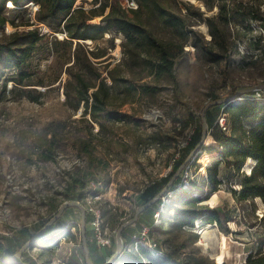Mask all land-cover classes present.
<instances>
[{
	"label": "rangeland",
	"instance_id": "374dc122",
	"mask_svg": "<svg viewBox=\"0 0 264 264\" xmlns=\"http://www.w3.org/2000/svg\"><path fill=\"white\" fill-rule=\"evenodd\" d=\"M100 1L77 0L75 4L86 10L99 9ZM102 1L109 3L105 12L125 2ZM158 1L181 16L183 23L176 26L165 22L151 3L139 5L137 10L141 21L170 47L174 77L157 76L142 62H137L138 58L129 57L124 51L122 42L125 38L120 32L106 33L98 42L82 40L87 50L102 55H91L88 79L98 82L105 78L111 84L116 72L133 81L162 86L155 92H139L127 102H122L120 96L110 108L116 107L128 116L124 120H114L102 114L103 127L89 112L84 114L83 103L74 108L68 101V81L73 80L71 71L80 67V64H73L74 44L71 48L67 42L56 43L55 36L61 40L65 35L58 36L46 24V29L38 22L26 26L27 8L13 9V5L7 3L9 21L0 27V41L16 30L36 27L45 36L39 41L41 47L33 54L30 65L31 82L36 84L25 86L35 87L33 97L21 95L22 91L17 90L15 96L11 92L0 99V242L11 227H32L50 215L52 202L67 201L64 193L72 176L84 168L88 192L79 201L86 210L90 205L99 208L104 225L112 232L110 244L102 247L95 241L94 246L103 251L104 248L117 251L116 226L135 216L143 201L144 188L154 181L159 182L171 170L179 156V148L195 128L194 124L183 126L180 111L189 108L198 115L213 96H230L240 86H257L242 92V96L261 99L264 95V0ZM224 9L233 15L227 22L221 16ZM241 9H246L247 13L243 14ZM128 12L131 16L136 15L132 10ZM252 13L263 18H253ZM101 18L98 15L89 22L98 23ZM213 31L216 32L214 37ZM80 57H84L83 52ZM13 84L9 81L7 88L11 89ZM69 90L74 95L72 87ZM224 106L222 103L221 108ZM262 117L263 114L245 119V125L250 126ZM227 119L228 114L221 112L217 121ZM155 132L163 134L164 143L149 141V136ZM53 137L60 138L62 148L54 160H43L41 149ZM82 140L93 144V160L80 149ZM168 142L166 149L164 144ZM212 146L220 147L209 134L203 150L188 167V178L197 183L195 194L208 197L199 204H208L221 211L220 222L206 223L199 219L193 227L179 226L175 214L179 207L186 205L177 202L178 195L172 193L163 196L156 208L153 224L156 227L152 236L157 239L162 252H172L178 259L191 264H243L251 252L256 253L258 241L264 235V200L261 197L240 200L237 196L244 173L250 172L255 161L249 158L237 171L231 158L223 160L219 166L222 182L213 191L206 180V167L218 157L217 151H211ZM190 184L186 187L189 191L192 189ZM80 185L81 182L77 183V192ZM167 205L171 206L170 210ZM80 215L79 210L71 220L80 221ZM163 215L169 221H161ZM72 224H65L64 228L69 231L51 247L43 244L29 247L28 254L34 264H68L64 255L77 250L82 239L81 228ZM144 226L150 225L144 223ZM87 228L94 236L89 224ZM129 247L131 244L123 247L115 262ZM146 261L151 264L148 259ZM0 264H10L9 257L1 252Z\"/></svg>",
	"mask_w": 264,
	"mask_h": 264
},
{
	"label": "trees",
	"instance_id": "16d2710c",
	"mask_svg": "<svg viewBox=\"0 0 264 264\" xmlns=\"http://www.w3.org/2000/svg\"><path fill=\"white\" fill-rule=\"evenodd\" d=\"M9 1L13 3V9H26L25 5L29 1L38 2L40 4V9L36 16L37 21L48 25L54 32H66V36L61 40H57L55 36L56 43L67 42L71 48L74 44V49L72 51V56H74L73 64H80L77 71H71L73 80L68 81V101L72 102L74 108H79L83 103L85 107L84 114L89 112L92 119L98 122L101 127L104 126L103 122L100 120L102 114L114 120H124L128 116L125 112L116 107L110 108L120 96L122 97V102H127L133 100L135 95L139 92H155L161 89L162 86L150 84L148 82L140 83L133 81L127 76L116 73L115 70V74L113 75L114 81L111 84H108L105 78L99 79L98 82L88 79L87 72L88 70L91 71L90 66L92 65L91 55L94 57H100L102 55H98V53L93 52L94 50L92 49L87 50L85 48L86 44L82 40L98 42L105 37L106 33L120 32L125 38L122 45L125 53H127L129 57L138 58L139 60L137 62H142L151 73L157 76L174 77V58L170 47L164 41L160 40L141 21L139 18V10L137 9L132 10L136 15L131 16L128 10L120 5L113 7L110 12H105L109 3L107 1L103 2L102 0L99 3V9L91 8L90 10H86L84 6L76 7L75 3L77 0H0V27H3L6 22L9 21V17L6 14V10L9 9L7 6ZM138 2L140 7L141 5L151 3L153 9L165 22L176 26L183 23V18L181 16L165 8L158 0H138ZM246 11V9L240 10L243 14L247 13ZM252 14L251 17L253 18H263V16L258 13ZM98 15L102 16L101 22H89V20ZM221 16L225 22L233 18V15L228 14L225 9L222 11ZM209 20L212 21V18H209ZM11 22L15 24L14 20ZM24 24L29 26L32 25L33 22L28 18L27 22ZM212 34L213 37L216 36L215 31H213ZM43 36H45V34L36 27L22 31L16 30L6 35V37L0 41V99L6 98L11 92L15 96L17 90L22 91L21 95L32 96V91L35 87L25 86L36 84L31 82L30 65L32 64L33 54L41 47L39 41ZM81 52L84 54L83 58L80 57ZM8 70H13L14 72L9 74L7 72ZM99 77L100 74L97 78ZM9 81H13L14 83L11 89L7 88ZM69 87H72L74 95L69 90ZM92 88L95 89L90 92ZM237 89L238 88H235L233 94ZM218 98L219 96L215 95L210 101ZM233 98L234 99L231 101L225 103L223 109L221 108L222 103L213 104L207 108L205 113L209 134L213 137L215 142L220 145V147H210L211 151L214 150L218 152V157L212 160L206 167V180L211 185L212 190L216 191L222 182V178L219 177V166L223 160L227 161L231 158L236 170L240 171L247 160L251 158L255 163L252 165L250 172L244 173L241 188L237 191V196L240 200L256 197H261L264 200V95L260 99L245 97L240 93ZM205 106L198 115L189 108L180 111L179 114L183 115V126L194 124L195 128L187 142L179 148V156L174 160L175 163L172 164L171 170L164 175L159 182L154 181L144 188L141 205L151 200L160 192L173 176L176 169L200 141L203 130L202 111ZM221 112H226L228 114L226 128H223L217 121ZM262 114L263 117L250 126L245 125V119L256 118ZM198 121L200 122L199 125ZM149 139L152 143L158 144L164 143L165 141L161 132L151 134ZM169 143L170 142L164 144L166 149L169 147ZM79 144L80 149L87 152L90 159L93 160V144L91 141L82 140ZM61 148L62 143L60 138L53 137L49 139L47 145L41 149L42 159L54 160ZM86 176L87 173L84 168L80 170L79 174L72 176V181L64 193L67 201H79L86 196L88 192L85 181ZM180 179L181 174L176 181L170 185L166 192V194H168L170 191H173V193H176L179 197L177 202L179 201L186 205L179 207L175 214L178 218L179 226L193 227L195 221L199 219L206 223L220 222L222 214L220 210L213 209L208 206V204H199V201L208 197L203 198L200 194H195L197 189L195 186L197 183L194 180H189L192 184V189L190 191L188 188L180 190L177 189V182ZM79 182H81V185L77 192L76 188ZM162 198L163 197L159 198L157 202L144 210L135 223L127 225L122 230L121 237L124 246H127L133 241V234L141 230L144 223L150 225V234L153 235L152 232L156 227L153 226L156 221V208L159 207ZM63 204L64 202H52L51 213L48 217L36 222L32 227L27 225L19 228L11 227L9 234L2 236L0 252L9 257L10 264H17L14 262L13 257L17 255L24 244L54 219ZM167 207L169 210L171 209L170 205H167ZM79 210L80 208L73 205L64 209L62 214L34 240L33 246L43 244V246L51 247L54 243H57L58 239L62 236L65 237V233L69 231V228H64L66 223L72 222L74 223L72 224L73 226L79 225L80 227L81 215L80 221L71 220V216L76 215V212ZM169 215L170 214H167V217H169ZM91 219L92 215L87 211V225L90 223ZM160 219L161 221H169V218H166L165 215L160 217ZM124 222H120L114 231L117 232ZM61 225H64L62 227L63 229ZM46 233H48L47 236ZM87 241L90 262L87 260L86 251L81 239L80 246L77 250H70L64 255L68 264H106L116 253L115 250L110 248H104V251L106 250L104 252L100 248L94 246L95 238L92 236L89 228H87ZM28 249L29 248L22 253L21 261L26 264H34L33 258L28 254ZM15 259L17 258L15 257ZM146 259H148L151 264H191L189 261L178 259L172 252L157 253L151 250L147 245L141 243L138 244V249L134 247L127 248L125 255L120 258L118 262H115V264H147ZM219 263H222V261H219ZM243 264H264V235L258 241L256 253L253 254L251 252Z\"/></svg>",
	"mask_w": 264,
	"mask_h": 264
},
{
	"label": "water",
	"instance_id": "95a60500",
	"mask_svg": "<svg viewBox=\"0 0 264 264\" xmlns=\"http://www.w3.org/2000/svg\"><path fill=\"white\" fill-rule=\"evenodd\" d=\"M264 85V84H263ZM257 86H252V87H238L237 91L230 96H226V97H222V98H218L215 100H212L210 102L206 103L205 108L202 111V116H203V130H202V136L200 141L198 142V144L194 147V149L189 153V155L187 156V158L182 162V164H180V166L176 169L175 173L173 174V176L170 178V180L167 182V184L160 190V192H158L151 200H149L148 202H146L145 204L141 205L135 216H133L132 218L126 220L122 226L120 227V229L117 231L116 233V240H117V251L114 254V256L106 263V264H113L120 256V254L123 252V247H124V242L122 240L121 237V232L122 230L129 224L131 223H135L138 218L139 215L146 210L149 206L153 205L155 202L158 201L159 198L163 197L166 192L168 191L170 185H172L176 179L178 178V176L181 174V172L184 170L185 167L189 166L191 161H193L195 159V157L203 150V146L205 144V140L208 138L209 136V128H208V122L207 119L205 118V113L207 108L210 105L213 104H218V103H227L229 101H231L232 99H234L233 97H235L238 94H242V92H246V91H250L255 89ZM76 206L78 208H80L81 210V236H82V241H83V245L86 251V256H87V260L88 262H90V257H89V247H88V241H87V220H86V214H87V210L84 208V206L80 203V201H65L64 204L62 205V207L60 208L58 214L54 217V219H52L51 222H49L45 227H43L36 235H34L33 238H31L26 244H24L22 246V248L20 249V251L17 253V255L15 256L17 259H15V257H13V260L15 263L17 264H26L24 262L21 261V257H22V253L29 247L33 246L34 244V240L41 234L43 233L47 227L58 217L62 214V212L64 211V209H66L69 206Z\"/></svg>",
	"mask_w": 264,
	"mask_h": 264
},
{
	"label": "built area",
	"instance_id": "2783aa9c",
	"mask_svg": "<svg viewBox=\"0 0 264 264\" xmlns=\"http://www.w3.org/2000/svg\"><path fill=\"white\" fill-rule=\"evenodd\" d=\"M10 3V1L8 2ZM13 5V4H12ZM122 7L127 9V10H134L139 8V2L138 0H125L123 2ZM76 6V4H75ZM82 6V5H79ZM9 7V6H8ZM14 7V5L12 6ZM25 7L28 10V16L31 22H33L32 25L37 24L36 22V16L37 13L40 9V4L35 1H29ZM77 7V6H76ZM41 23L43 27H45V24L42 22ZM29 25V26H32ZM40 27V26H39ZM46 29V27H45ZM58 36L63 37L64 35L66 36V32H57L56 33ZM62 34V35H61ZM92 41V40H90ZM220 125L223 128H226V121H220ZM188 167H185L184 170L181 172V179L177 182V189H183L186 188L187 185L190 183L189 182V172H188ZM173 191H170L168 194H166L164 197L167 195H171ZM87 211L92 215V219L89 223L91 229L93 230L94 233V238L96 243L99 246H106L111 243L112 241V232L108 230V228L104 225L103 217L101 215V211L99 208H94L92 205L87 208ZM159 214V213H158ZM133 241L130 243L132 247L135 249H138V244H144L147 245L151 250L157 252V253H162L161 249L158 246V241L157 239L150 234V227L149 226H144L141 230L135 232L133 234ZM160 249V250H159Z\"/></svg>",
	"mask_w": 264,
	"mask_h": 264
},
{
	"label": "bare ground",
	"instance_id": "6f19581e",
	"mask_svg": "<svg viewBox=\"0 0 264 264\" xmlns=\"http://www.w3.org/2000/svg\"><path fill=\"white\" fill-rule=\"evenodd\" d=\"M12 4H13L12 2L9 3V5H12ZM208 201H209V200H208Z\"/></svg>",
	"mask_w": 264,
	"mask_h": 264
}]
</instances>
